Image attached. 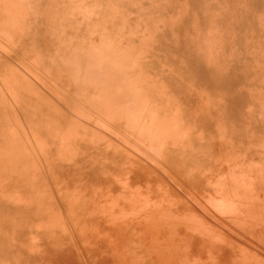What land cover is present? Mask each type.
Wrapping results in <instances>:
<instances>
[{
	"label": "rangeland",
	"instance_id": "1",
	"mask_svg": "<svg viewBox=\"0 0 264 264\" xmlns=\"http://www.w3.org/2000/svg\"><path fill=\"white\" fill-rule=\"evenodd\" d=\"M192 1L0 0V264H264V0Z\"/></svg>",
	"mask_w": 264,
	"mask_h": 264
},
{
	"label": "bare ground",
	"instance_id": "2",
	"mask_svg": "<svg viewBox=\"0 0 264 264\" xmlns=\"http://www.w3.org/2000/svg\"><path fill=\"white\" fill-rule=\"evenodd\" d=\"M252 3H254V4H252L251 6H247V10H250V9H252V10H255L257 7H259V5L260 4H258L257 6H256V4H257V2L259 1V0H250ZM167 2H171V3H175V4H177L176 5V7L177 8H179L180 10L183 8L184 10H187L188 12L186 13V15H185V17H186V20H188V27L187 28H189V31H188V33H194V34H196V32H198V31H200V30H205V31H208L207 29H208V25L207 24H205V23H202L201 25L198 23L197 25H196V21H194L193 20V18H192V16H193V13H194V10H195V8L197 7V5L192 1V0H186V2H187V5L186 6H182L179 2H178V0H167ZM177 2V3H176ZM230 4H232V2L230 1ZM256 6V7H255ZM249 8V9H248ZM260 8V13H258V14H254V15H247L245 12L244 13H242L241 14V16L239 17V20H238V25L239 26H242V24H243V22L241 21V18L242 17H246L247 18V20H248V22H247V27H245V29H248L247 31H245L244 32V34H243V39L244 40H247L248 38H251L254 34L256 35V33H258L257 31H259V32H264V27H263V25H264V23L262 24V22L260 21L261 20V17H263V16H260V15H264V11H262V10H264V8H262V7H259ZM259 8H257V10L259 9ZM255 12V11H254ZM251 14H253V13H251ZM255 18L256 17V19L262 24L260 27H258V28H252L253 27V25H250L249 24V21L250 20H252V18ZM245 18V19H246ZM191 19V20H190ZM262 21H263V18H262ZM232 24H235V23H233L232 22ZM186 26V25H185ZM184 26V27H185ZM180 27V19H178L177 21H175L174 22V25L172 26V30H175L176 28H179ZM168 31H171V30H168ZM240 38H237L236 39V41L238 42V44H240ZM179 42H180V40H178ZM172 44H174V43H172Z\"/></svg>",
	"mask_w": 264,
	"mask_h": 264
}]
</instances>
